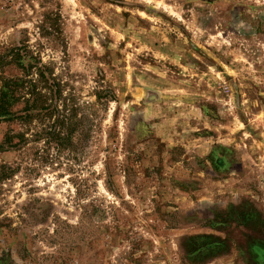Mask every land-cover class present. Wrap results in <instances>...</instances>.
<instances>
[{
	"label": "rangeland",
	"instance_id": "374dc122",
	"mask_svg": "<svg viewBox=\"0 0 264 264\" xmlns=\"http://www.w3.org/2000/svg\"><path fill=\"white\" fill-rule=\"evenodd\" d=\"M27 71L0 264H264V0H0V93Z\"/></svg>",
	"mask_w": 264,
	"mask_h": 264
},
{
	"label": "trees",
	"instance_id": "16d2710c",
	"mask_svg": "<svg viewBox=\"0 0 264 264\" xmlns=\"http://www.w3.org/2000/svg\"><path fill=\"white\" fill-rule=\"evenodd\" d=\"M26 77H18L10 79L6 83L5 90L0 93V117L6 118L8 115L14 116V112L11 110L12 106L23 98L26 107L24 117L29 119L31 117L32 110L37 107L38 102L42 104L43 93L40 91V83L44 80L39 78H32V72L27 71ZM43 72L39 71L38 74L42 75ZM30 75L29 78L27 76ZM44 109L43 107H40ZM46 108L45 110H47Z\"/></svg>",
	"mask_w": 264,
	"mask_h": 264
},
{
	"label": "crops",
	"instance_id": "0c3cea01",
	"mask_svg": "<svg viewBox=\"0 0 264 264\" xmlns=\"http://www.w3.org/2000/svg\"><path fill=\"white\" fill-rule=\"evenodd\" d=\"M255 252L257 253V256L261 258V260L264 261V247L261 246V248H257V244L253 243Z\"/></svg>",
	"mask_w": 264,
	"mask_h": 264
}]
</instances>
